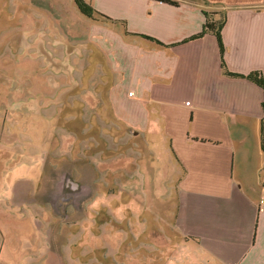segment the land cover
<instances>
[{"label": "rangeland", "instance_id": "rangeland-1", "mask_svg": "<svg viewBox=\"0 0 264 264\" xmlns=\"http://www.w3.org/2000/svg\"><path fill=\"white\" fill-rule=\"evenodd\" d=\"M104 22L74 0H0V264L204 261L164 222L166 145L123 137L105 105Z\"/></svg>", "mask_w": 264, "mask_h": 264}, {"label": "crops", "instance_id": "crops-1", "mask_svg": "<svg viewBox=\"0 0 264 264\" xmlns=\"http://www.w3.org/2000/svg\"><path fill=\"white\" fill-rule=\"evenodd\" d=\"M174 1L178 8L152 0L90 3L111 19L94 26L105 33L110 59L105 105L126 124L123 137L166 145L160 177L172 180L163 199L171 209H161L180 236L177 244L202 256V264H264V92L223 74L214 36L178 46L200 33L203 11L221 8L228 69L264 78V0ZM120 193L135 199L131 191Z\"/></svg>", "mask_w": 264, "mask_h": 264}, {"label": "trees", "instance_id": "trees-1", "mask_svg": "<svg viewBox=\"0 0 264 264\" xmlns=\"http://www.w3.org/2000/svg\"><path fill=\"white\" fill-rule=\"evenodd\" d=\"M74 1L78 7V10L84 16H86L88 18H93L94 15H97V16L106 18L108 20H111L108 17H106L105 15L97 12L92 7V5L90 3L86 2V0H74ZM152 1L160 2V3H163L164 5H167L170 7L178 8V2H176L174 0H152ZM203 16H204V23H203V26H202L200 33L190 37L185 42L180 43L178 46H182V45L190 43L192 41H198V40L202 39L207 34L214 36L216 41H217V44H218L220 66H221V70L223 71V74L225 76H228V77L234 78V79H245V80L257 85L258 87H260L264 92V78H263L261 72L253 71V72H250L248 74L232 73L226 65V62L224 59L225 48H224V43H223V38H222V30H223V27L225 24V18H226L225 16L226 15H224L223 17H220V19H214L210 13L203 11ZM125 28L127 30V26H125ZM139 36H141L147 40L153 41V42L157 43L158 45H163V43H161L158 39L151 37L149 35H139ZM262 107H263V112H264V101L262 103ZM263 131H264V118H263ZM263 149H264V145H263Z\"/></svg>", "mask_w": 264, "mask_h": 264}]
</instances>
